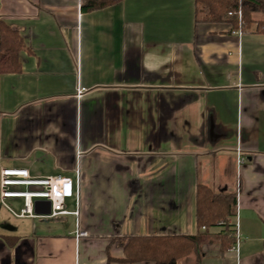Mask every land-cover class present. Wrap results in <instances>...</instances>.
<instances>
[{"label":"crops","instance_id":"1","mask_svg":"<svg viewBox=\"0 0 264 264\" xmlns=\"http://www.w3.org/2000/svg\"><path fill=\"white\" fill-rule=\"evenodd\" d=\"M81 4L0 0L25 43L0 75V170L80 194L56 218L0 203V264H130L119 241L198 233L199 185L236 193L240 234L202 264H264V34L202 22L196 0Z\"/></svg>","mask_w":264,"mask_h":264},{"label":"trees","instance_id":"2","mask_svg":"<svg viewBox=\"0 0 264 264\" xmlns=\"http://www.w3.org/2000/svg\"><path fill=\"white\" fill-rule=\"evenodd\" d=\"M117 1L82 0L81 10L97 11ZM196 5L197 19L202 22H228L236 28L241 25L244 32L255 28L256 33L264 34V0H196ZM239 11L242 13L241 21ZM24 49L25 43L19 31L0 20V75L21 71L19 55ZM236 207V193H218L199 185L196 196V235L134 237L119 241L118 245L123 247L125 262L130 264H202L206 245L218 241L224 253L236 243L235 229H231L234 225L228 223L236 215ZM213 229H219L220 232L211 235Z\"/></svg>","mask_w":264,"mask_h":264},{"label":"built area","instance_id":"3","mask_svg":"<svg viewBox=\"0 0 264 264\" xmlns=\"http://www.w3.org/2000/svg\"><path fill=\"white\" fill-rule=\"evenodd\" d=\"M239 21H241L242 13H238ZM81 89L79 94H81ZM243 161V160H242ZM240 160V163H242ZM23 189V190H21ZM240 190L238 187L237 193ZM79 182L74 183L71 178L65 177H45L34 178L26 169L2 168L0 170V203L10 211L14 216L19 218H37L35 213L36 201H47L51 204L50 218H56L62 215L72 214L66 209L68 199H79ZM10 199H22L24 201L23 209L19 214L7 204ZM73 214L78 215V211ZM236 221L234 228L236 232V243L231 248L238 254L239 252V211H236ZM202 230H205L203 228ZM79 234L78 236H85Z\"/></svg>","mask_w":264,"mask_h":264},{"label":"water","instance_id":"4","mask_svg":"<svg viewBox=\"0 0 264 264\" xmlns=\"http://www.w3.org/2000/svg\"><path fill=\"white\" fill-rule=\"evenodd\" d=\"M35 213L37 215H50L51 204L47 201H36L35 203Z\"/></svg>","mask_w":264,"mask_h":264},{"label":"rangeland","instance_id":"5","mask_svg":"<svg viewBox=\"0 0 264 264\" xmlns=\"http://www.w3.org/2000/svg\"><path fill=\"white\" fill-rule=\"evenodd\" d=\"M259 18L261 17V15H259L258 16ZM21 190H23V189H21ZM7 204L10 206V207H12L13 208V210L15 211V212H17V213H19L20 212V209L23 207V201L22 200H12V199H10V200H8L7 201ZM234 220L233 219H229L228 220V223L229 224H233L232 222H233ZM232 228H234L233 226L231 227V229ZM233 233V232H232ZM234 234V233H233ZM233 234H232V236H233ZM119 244V243H118ZM178 264H188L187 262H182V263H178Z\"/></svg>","mask_w":264,"mask_h":264}]
</instances>
